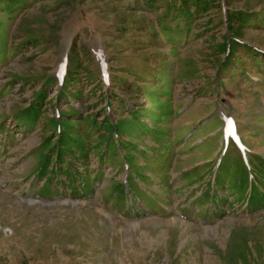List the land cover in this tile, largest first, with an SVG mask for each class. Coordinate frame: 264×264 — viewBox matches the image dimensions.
<instances>
[{"label": "rangeland", "instance_id": "1", "mask_svg": "<svg viewBox=\"0 0 264 264\" xmlns=\"http://www.w3.org/2000/svg\"><path fill=\"white\" fill-rule=\"evenodd\" d=\"M0 264H264V0H0Z\"/></svg>", "mask_w": 264, "mask_h": 264}, {"label": "bare ground", "instance_id": "2", "mask_svg": "<svg viewBox=\"0 0 264 264\" xmlns=\"http://www.w3.org/2000/svg\"><path fill=\"white\" fill-rule=\"evenodd\" d=\"M42 100V99H41Z\"/></svg>", "mask_w": 264, "mask_h": 264}]
</instances>
